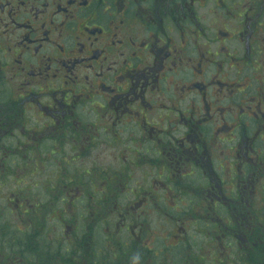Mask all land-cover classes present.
Segmentation results:
<instances>
[{"label": "flooded vegetation", "instance_id": "obj_1", "mask_svg": "<svg viewBox=\"0 0 264 264\" xmlns=\"http://www.w3.org/2000/svg\"><path fill=\"white\" fill-rule=\"evenodd\" d=\"M100 142L132 199L117 203L110 181L101 217L95 178L91 193L50 182L66 200H15L25 228L0 234L2 252L9 240L22 264H229L237 248L264 264V0H0V178L5 159L72 162ZM134 173L146 185L127 191ZM185 204L193 219L174 214ZM44 207L59 225L39 231L41 253ZM191 221L208 235L204 261L179 259Z\"/></svg>", "mask_w": 264, "mask_h": 264}, {"label": "rangeland", "instance_id": "obj_2", "mask_svg": "<svg viewBox=\"0 0 264 264\" xmlns=\"http://www.w3.org/2000/svg\"><path fill=\"white\" fill-rule=\"evenodd\" d=\"M108 145L104 144L103 142H100L97 144V150L95 153L88 155L87 157L85 156L83 159H77L71 162L70 159H33V158H26V159H5V164L9 165L11 168H13L12 171H10V174L7 176H4L3 178H0V234L4 233V237H12V233L16 232L18 230H22L25 228V225L22 224L21 220L17 216V211L13 207V203H15V200L23 201V200H29L32 201L33 203H40L43 202L51 195L47 194L46 192V185L49 184L50 182L53 185H56L58 181H62L61 188L59 190H64L63 186H66L65 180H70V179H75L77 177V180H79L80 186H85L88 185L91 181V179H96L98 183L97 189L102 188L103 186L107 185L114 179V175H109L104 173L103 170H107L108 168H115L119 166L120 164V159H113L112 153L109 149H107ZM67 151V150H66ZM67 157H70V155H66ZM62 161H65L66 164L63 166ZM57 162L60 164L57 165ZM63 166V167H62ZM92 166H98L99 168V174L98 175H92L91 174V168ZM62 170L64 173H60ZM77 171V173H76ZM59 172V173H57ZM87 173V174H86ZM116 177V176H115ZM116 181H114L115 185L117 186V189L119 191V184L123 182L118 176L116 177ZM144 177L140 175V173H134L133 174V181L128 183V189L134 186L133 183L137 182L138 184L141 185H146V182L143 181ZM106 183L103 185V183ZM116 192V198L117 203L120 205H126L130 198L128 194L125 192L121 191ZM49 196V197H47ZM119 199V200H118ZM48 201H51L50 199ZM19 204H22L21 202ZM15 205H18V203H15ZM172 208V204L170 202H165L164 203V209L167 212L173 213L174 210H167L169 208ZM189 205L185 204L182 206H179L177 210H187L189 211ZM192 210V207H191ZM195 210H197L195 208ZM59 211H56L54 213V216H58ZM26 223V222H25ZM164 224L159 223L156 218L153 217L149 219L148 222V228L152 231V233H155L154 236L157 235L158 238L163 237L165 234H163L161 227ZM50 226V225H49ZM51 229L56 228V225L51 224ZM195 229H194V228ZM190 228L187 226L186 230H189ZM209 232H213L216 229H218V225L215 229V227H208ZM86 230V229H84ZM204 230V226L200 225L197 227V224H194L191 221V241L190 245L188 247L181 245L179 252H180V258L182 259V255L184 254H190L191 255V260L194 258L200 259L202 258L203 261L206 259L205 256H203L200 253V256H198L199 248L202 247L203 245L207 244L208 245V239L207 237H203L202 235L199 234V231ZM22 232V231H21ZM190 232V231H189ZM54 232L52 231L51 236ZM211 242L215 243L216 239L215 234H211ZM3 237V238H4ZM121 239V238H120ZM125 238L121 239L124 241ZM161 239V238H160ZM4 241V240H3ZM9 243V240L5 242V251L2 252V244L0 242V264H7L9 261L8 260H13L15 258V264H22L21 259L14 252L9 251V247H7V244ZM189 248V249H187ZM233 255L231 258L234 260H238L239 253L237 251H232ZM208 254V252H207ZM70 257V255H67ZM215 256L217 257V260L220 261L221 259H224V256L221 254L218 256L217 254H212L210 257L215 259ZM223 256V257H221ZM209 257V256H208ZM210 257L203 262V264H211L210 262ZM233 259H231V262H228L229 264H234ZM209 261V262H207ZM207 262V263H206ZM214 262V261H213ZM214 264H218L214 262Z\"/></svg>", "mask_w": 264, "mask_h": 264}, {"label": "trees", "instance_id": "obj_3", "mask_svg": "<svg viewBox=\"0 0 264 264\" xmlns=\"http://www.w3.org/2000/svg\"><path fill=\"white\" fill-rule=\"evenodd\" d=\"M74 180H76L77 181V177L75 178V179H70V180H65V182H66V186H68L69 184H72L73 183V181ZM92 180L93 179H91V181H90V183L88 184V185H85V186H83V187H86V186H89V190H88V193H91V189H92V186H91V182H92ZM113 181V180H112ZM78 182H79V180H78ZM102 183H103V181H102ZM61 184H62V181H58V183L55 185V187L56 186H58V188H61ZM106 183H103V185H105ZM105 189H107L106 188V185L105 186H103L102 188H100L99 189V191H98V193L100 194L99 195V197H97L98 195L96 194L95 195V198L96 199H98L100 202H101V204H100V207H101V211H100V216L102 215V216H110V213H109V207L110 206H112V203H113V201H114V199L113 198H110L108 195H107V193H104L103 191L105 190ZM95 191V190H94ZM51 192L53 193V195H51V193L49 194V195H51V200H53L54 202H57V200H62V199H65L66 200V197H62L61 196V192L59 191V190H57V188H54V190H53V188L51 189ZM105 192H106V190H105ZM39 205V206H38ZM38 205H36V208H37V210H38V208L39 207H41V206H43L44 204L42 203V202H40V203H38ZM40 210L42 211V213H40V212H38L37 213V218H35V221L37 222V228H36V233L37 234H34V236L32 237L34 240H35V244H36V246H35V248H38V249H40L39 250V252H43L42 250H41V248H39V246H40V244L39 243H43V246H44V243H45V240L42 238V233L41 232H39V231H41V230H43V229H46V230H49L51 227V224H54V225H56V227L59 225V223L57 222V221H54V218H55V216H54V213H55V211L53 210V211H51L50 213H49V215H46V214H48V213H46V210L47 209H45V207L44 208H40ZM67 213H69L68 211H66V217H64V213L63 214H61L62 216H63V218H61V220L63 221L64 220V218H68L67 216H68V214ZM190 213H191V218L193 219V217L194 216H192L193 214H192V210L190 211ZM189 211H187V210H182V211H180V213H174V214H177V215H186L187 217H190L189 216ZM48 216H49V219H48ZM101 216V217H102ZM69 220V219H68ZM50 225V226H49ZM190 231V232H189ZM202 233H204V231H199V234L200 235H202ZM206 233H207V231H206ZM54 235H53V238H52V242H53V244H52V247H54V248H57L56 246H55V244H56V241H57V237H56V234L55 233H53ZM186 237H187V239L188 238H190V235H191V230H186ZM207 235V234H206ZM207 237H208V235H207ZM215 237H218V235H215ZM36 238V239H35ZM210 238H212V236L210 235ZM237 249V248H236ZM236 249H234V252L235 251H237ZM199 250V249H198ZM49 253H50V255H54V252L52 251V253L50 252V250H49ZM42 258V257H41ZM40 258V259H41ZM39 259V260H40ZM239 260H235L234 261V263L235 264H255L256 262L254 261L255 259H256V257H254V256H248V258L246 257V256H242V258L241 257H239L238 258ZM182 262H183V260H182ZM181 262V264H183Z\"/></svg>", "mask_w": 264, "mask_h": 264}]
</instances>
